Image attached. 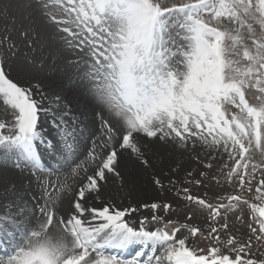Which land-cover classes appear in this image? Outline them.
Returning <instances> with one entry per match:
<instances>
[{"label":"snow or ice","instance_id":"snow-or-ice-1","mask_svg":"<svg viewBox=\"0 0 264 264\" xmlns=\"http://www.w3.org/2000/svg\"><path fill=\"white\" fill-rule=\"evenodd\" d=\"M0 18V182L16 194L19 169L39 193L0 212V264H264V0H0ZM37 18L98 134L35 61L13 67L12 32L40 42ZM142 176L173 201L105 198Z\"/></svg>","mask_w":264,"mask_h":264},{"label":"bare ground","instance_id":"bare-ground-1","mask_svg":"<svg viewBox=\"0 0 264 264\" xmlns=\"http://www.w3.org/2000/svg\"><path fill=\"white\" fill-rule=\"evenodd\" d=\"M18 9H10L9 14L18 17ZM20 18V16H19ZM29 20L24 21V25L27 26ZM37 28L38 31L41 32L43 39L31 46L28 44H24L21 47L19 53L17 54V60L14 62V68L23 63L25 58H29L31 56V60L35 61L34 64L31 65L32 75L35 76L39 81L45 86L46 90H50L52 93H56L61 95L68 101L71 105V112L75 118L88 123L89 125L93 126L97 134L99 133L100 129V121L99 118L94 115L95 112L86 98L83 96L81 91L75 90L70 86H66L67 82L72 78L74 79V68L68 64L69 69L68 71L64 70L61 71V67H63L62 61L52 59L55 56L57 51H61L64 54V58H72L71 55L67 53V51L62 49V44L51 37L54 33L52 28L45 27L37 18ZM50 29V30H49ZM31 50L32 55L28 54L25 55L23 52ZM23 51V52H22ZM55 52V53H54ZM34 57V60H33ZM41 63V67L39 68L38 63ZM57 64V65H56ZM15 72V71H13ZM77 82V81H76ZM78 83V82H77ZM97 126V128H96ZM183 163V161H181ZM170 161L167 159H160L158 158L156 162L157 170L159 171L160 168H163L165 171L168 170ZM195 165H193L194 167ZM187 167V164H185ZM125 172L132 171V163H129V167L127 169H123ZM7 175L10 180H12L17 187V193L13 194L11 192H3L2 190L5 187L3 182H0V212H6L9 209H13V201L19 203L20 201L17 199V196H22L24 200H30V196L27 194L23 195V192L26 190L33 193L39 194L36 191L35 185L33 184L29 187L28 180L25 178L27 177V173L23 175L20 173L19 169L10 168L7 170ZM184 172H180V176L183 177ZM111 186L106 188L105 191V198L114 197L116 198V202L119 203L120 198L124 199L125 203H128L131 199L132 201H151L154 198H161L165 201H173L174 197L172 193H165L163 196L160 195L158 189L155 185L151 184L150 176L141 178V181L135 191L131 193L129 196L126 190H121L119 186V180H115V182H110ZM165 185L167 186V180L164 181ZM26 193V192H25ZM68 194L65 193V196ZM34 202V201H33ZM63 207L68 206V201L65 199L63 201ZM145 214H147V210H142ZM131 258V256L129 257Z\"/></svg>","mask_w":264,"mask_h":264},{"label":"rangeland","instance_id":"rangeland-1","mask_svg":"<svg viewBox=\"0 0 264 264\" xmlns=\"http://www.w3.org/2000/svg\"><path fill=\"white\" fill-rule=\"evenodd\" d=\"M169 2L171 3L172 2V0H169ZM177 2H178V0H177ZM18 12V11H17ZM8 15H9V17H12L13 15H10L9 14V12H8ZM21 15V12H20V10H19V12H18V17H17V22H19V16ZM29 24V23H28ZM11 25V20L9 19V20H5V19H3V18H0V33H2L3 31H4V28L6 27V26H10ZM50 30V29H49ZM53 31H54V29H52ZM51 37L53 38V39H55V37H54V35L52 34L51 35ZM12 38L17 42V44L19 45L18 46V48L16 49V54H15V56L12 58V60H11V63H12V65L14 66V62L18 59L17 58V54L19 53V51H20V49H21V47H23L24 46V44H26L25 42H24V40L20 37V35H19V29L17 28V30L15 31V32H12ZM62 49L64 50L65 48L62 46ZM66 50V49H65ZM67 51V53L69 54V55H71L72 57H73V59H74V56L72 55V53L70 52V51H68V50H66ZM23 52V51H22ZM25 55H28V54H30V55H32V52H31V50H28V51H25V52H23ZM55 53V52H54ZM3 55L2 54H0V60H3ZM29 60H31V56H29V58H28ZM52 59H55V62L57 61V60H60V61H62V64H63V67H61V71H64V70H66V71H68V69H69V66H68V62H69V60H71L72 58H64V54L59 50V51H57L56 53H55V56H53L52 57ZM33 60H34V57H33ZM38 63V66H39V68L41 67V63L40 62H37ZM57 65V64H56ZM70 65V64H69ZM12 76L13 77H15L16 76V72H13L12 73ZM77 82H76V80H75V78L74 79H70L68 82H67V84H66V86H70V87H72L73 89H75V90H78V87H77ZM44 86V85H43ZM45 87V86H44ZM46 89V88H45ZM49 93H52V92H50V90H47ZM249 95H251V93L249 94ZM2 115H3V109L2 108H0V118H2ZM95 115V114H94ZM96 128H97V126H96ZM100 130V129H99ZM237 183H238V180H237ZM2 187H5V186H2ZM226 187H227V185H226ZM228 190L229 191H232V189L229 187L228 188ZM3 192H5V188L2 190ZM26 192V193H25ZM24 194H27L28 196H30L31 198H30V200H32V202L30 201H28V200H25V201H28L29 202V209L31 208V204L32 203H34L33 201V199H32V195H31V192H28V191H24L23 192V195ZM223 194V193H222ZM39 194H37V196H38ZM243 211L244 212H248L249 210L247 209V207L245 206L244 207V209H243ZM206 244H207V241H204L202 238H197V247L198 248H204L205 246H206ZM256 254L257 255H259L260 254V252L259 251H257L256 252Z\"/></svg>","mask_w":264,"mask_h":264}]
</instances>
